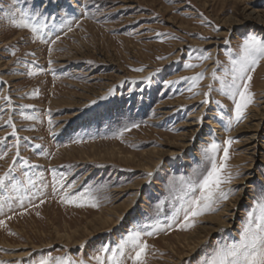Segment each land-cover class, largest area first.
I'll return each instance as SVG.
<instances>
[{
  "label": "rangeland",
  "instance_id": "1",
  "mask_svg": "<svg viewBox=\"0 0 264 264\" xmlns=\"http://www.w3.org/2000/svg\"><path fill=\"white\" fill-rule=\"evenodd\" d=\"M19 9L55 16L56 27L44 36L55 43L13 27L10 18ZM248 34L264 38V0H0V153L8 151L0 174L16 152L6 123L11 118L21 156L49 185L43 204L24 199L21 207L13 200L11 211L0 190V264H38L46 256L94 264L89 257L104 244L115 245L133 225L166 223L181 178L200 163L201 149L213 137L222 143L229 135L239 140L229 166L242 178L225 187L238 191L188 230L145 237L146 264H203L217 246L238 242L246 211L264 188V61L253 73L255 103L230 132L216 101L229 115L233 105L218 93L212 73H222ZM202 54L211 58L198 60ZM188 63L197 66L187 69ZM199 73L204 79L192 92L189 82L167 84ZM209 84L213 91L204 105ZM134 123L139 127L115 138ZM258 123L256 144L245 143L252 134L247 128ZM183 143L189 146L183 149ZM170 150L177 154L168 157ZM53 169L66 183L75 182L74 193L91 187L98 206L62 204L52 194ZM231 214L229 227L217 228Z\"/></svg>",
  "mask_w": 264,
  "mask_h": 264
},
{
  "label": "snow or ice",
  "instance_id": "2",
  "mask_svg": "<svg viewBox=\"0 0 264 264\" xmlns=\"http://www.w3.org/2000/svg\"><path fill=\"white\" fill-rule=\"evenodd\" d=\"M12 3L15 5L18 0H12ZM55 20V16L25 9H19L10 18L13 27L28 30L32 33L34 40L49 44H54L55 40L46 41L44 39L45 30L55 28ZM64 25L68 31H71L69 22L65 21ZM224 43L227 45L229 41L225 40ZM52 51L53 49L49 47L50 54ZM210 58V56L203 54L197 57L198 60H208ZM261 61H264V38L255 34H248L239 45V53L235 57L229 56L228 65L223 68L222 73L218 75L216 71H213L212 79L219 82L218 93L230 100L233 105L229 115L226 111H223L224 106L216 101L222 109L219 113L220 119L226 120L225 131L230 132L235 126L247 119L248 110L255 103V94L251 90L253 73H255ZM49 63L51 64V61ZM196 66L192 63L185 65L187 69ZM26 67L28 66L26 65ZM142 70L134 69V71ZM38 71H43V69H38ZM28 74L30 76L35 75L36 71L30 70ZM203 79L204 73H199L193 77H181L178 81H167V84L171 86L182 81L189 82L187 90L192 92L194 88L199 87V83ZM212 91L213 86L209 84L208 91L203 93L205 99L201 102L202 104L207 105L210 103L208 97ZM36 94L34 92L33 96ZM198 94L200 93H194V95ZM4 100L11 107L10 98L4 97ZM2 110L0 109V111ZM24 119L34 120L36 117L25 115ZM6 123L12 129L10 135L15 138L13 147L16 148V152L7 171L0 174V190L6 193L4 206L11 211V201L18 200L20 206L24 207V199H28L29 203L33 199H39V203L43 204L45 202L42 198L45 195L44 190L49 185L43 183V173L33 172V169L38 166L33 165L28 159L21 156V138L17 136L16 126L12 119L9 118ZM49 124L52 125L51 119H49ZM138 127L139 124L135 123L130 127H125L116 134L115 138L123 137L126 131ZM74 142L80 143L81 140L77 139ZM0 143H4V139H0ZM236 143H239V140L230 135L222 143L213 137L201 149L200 163L192 168L187 178H181V194L176 196V203L166 223L162 224L158 220L153 223H137L130 227L115 245H102L94 255L89 257V260L94 261V264H128L129 261L131 264H146L150 246L145 237H154L174 228L188 230L195 225V221L199 217L216 211L222 202L227 201L230 196H234L238 191L225 186L232 184L236 179L242 178L238 172L233 174L229 166L230 150ZM36 148H40V145H36ZM41 154L44 156L49 155L45 152H41ZM7 156L8 151L0 153V160H4ZM52 171V194L53 196L58 194L62 204L76 207L98 206L91 187L82 192L74 193L72 189L75 187V182L66 183L65 177H57L55 169ZM17 172L20 173L19 178L16 175ZM152 175V172H148L146 178L150 179ZM32 206L36 207L37 205L33 204ZM8 219H11V217L9 216ZM3 226H5V221L0 220V227ZM38 264H76V261L72 260L71 257L53 259L46 256ZM79 264H85V261L80 260ZM203 264H264V188L255 195L252 206L246 211L239 241L217 246L213 253L204 259Z\"/></svg>",
  "mask_w": 264,
  "mask_h": 264
},
{
  "label": "bare ground",
  "instance_id": "3",
  "mask_svg": "<svg viewBox=\"0 0 264 264\" xmlns=\"http://www.w3.org/2000/svg\"><path fill=\"white\" fill-rule=\"evenodd\" d=\"M263 115H264V113L263 114H261V116H260V118H263ZM191 126H193V125H190L189 127H191ZM258 127H259V123L258 124H255L254 126H253V129L250 127V128H247V133H252V134H250V135H247L245 138V143H248V144H253V143H255L256 144V142H257V135L255 134L258 130ZM183 140H184V138H183ZM184 142V141H183ZM247 145V144H246ZM180 146L183 148V149H186L189 145H187V144H185V143H183V144H180ZM180 148V147H179ZM177 153H175V151H172V150H170V151H168L167 152V156L169 157V156H173V155H176ZM144 169V168H143ZM146 170H150V168L147 166L146 167ZM228 217V220L227 221H219L218 222V220H216V222H218V224H217V228H227V227H229V225L227 224L228 223V221H231V218L233 217V215L231 214V215H229V216H227ZM116 224H114V226H115ZM113 226V227H114ZM215 229V228H214ZM216 231H217V229H216ZM221 231V230H220ZM66 241H70V239H69V237L67 236V235H65L64 237H63ZM203 243V242H202ZM26 253L27 252H23V253H21V254H19V256H17V257H23L24 255H26ZM13 257H15V256H12V258ZM183 257V256H182Z\"/></svg>",
  "mask_w": 264,
  "mask_h": 264
}]
</instances>
